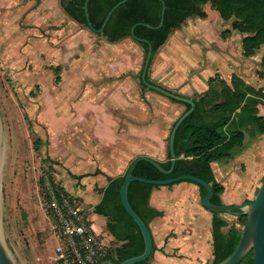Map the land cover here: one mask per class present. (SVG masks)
<instances>
[{
  "label": "rangeland",
  "instance_id": "obj_1",
  "mask_svg": "<svg viewBox=\"0 0 264 264\" xmlns=\"http://www.w3.org/2000/svg\"><path fill=\"white\" fill-rule=\"evenodd\" d=\"M202 9L205 18L191 17L172 34H190L192 30L197 34L208 27L207 31L215 30L212 32L216 34H226L225 29L238 33L231 28L233 18L223 20L210 3H205ZM102 41L89 29L70 20L59 0H0V238L11 264H59L58 242L50 230L45 207L50 180L70 196H80L83 209L92 208L95 202L90 183L83 189L72 177L90 166L82 163L80 169L69 161L78 156V145L84 140L75 132L78 119L72 118L76 111L84 117L86 107H80L79 101L83 98L108 100L116 106V100H120V90L114 91L115 85L101 90L79 87V78L90 73V68L97 73L95 81L105 79L98 75L101 68L95 62L100 57L98 49ZM109 50L112 55L128 52L129 61H137L133 63L132 82L142 94L147 93L137 82L145 59L142 48L126 39ZM177 51H173V65L182 68L177 82L184 85L189 76L184 73L188 57ZM89 58L94 62H87ZM79 60L84 64L73 68ZM157 62L166 64L168 60L162 58ZM70 69L71 76L66 77L59 91V83ZM81 73H84L82 77ZM124 77L119 74L118 79ZM169 90L178 93V90ZM58 93H61L60 99ZM176 105L180 117L184 106ZM103 106L94 109L96 117H111ZM45 119L53 127L50 132L43 122ZM90 131H83L87 144L92 139L89 135L96 137L97 133ZM167 140L168 137L166 143ZM48 158L50 162L46 161ZM218 215L228 224L223 229L226 233L243 229L245 217ZM90 217L97 230H104L103 217L93 213ZM105 233L101 235L108 250L119 245Z\"/></svg>",
  "mask_w": 264,
  "mask_h": 264
},
{
  "label": "crops",
  "instance_id": "obj_2",
  "mask_svg": "<svg viewBox=\"0 0 264 264\" xmlns=\"http://www.w3.org/2000/svg\"><path fill=\"white\" fill-rule=\"evenodd\" d=\"M210 27L214 28L211 25ZM208 28L197 34L194 30L190 31L193 39L189 38V33L170 35L158 51L155 61H152L148 76L153 83L167 89L178 90L177 94L191 98L202 97L209 89L221 93L223 87L235 92L236 82L243 86L247 100L231 117V121L244 135L242 146L233 149L228 158L211 164L214 178L223 188L220 195L221 204L242 205L254 199L264 179V133L258 131V127L251 119L258 117L264 123V75L261 65L264 47L247 56L243 50L245 35L234 33L230 29H225L226 34H216L212 32L215 30L207 31ZM102 40V45L98 49L100 57L95 62L101 68L98 75L105 76V79L95 81L97 73L90 68L87 75L80 74L81 77L84 76L83 79L79 78V87L101 90L115 85L114 91L120 90V100H116L115 106L106 99L100 101L83 98L78 104L80 107H86L84 117L80 115V111H76L77 114L72 117L78 119L76 135L84 140L78 145V156L71 157L69 164L81 167L82 163H85L90 166V169L83 170L84 172L80 170L79 174H72L75 177L84 176L75 179V182L83 189L90 183V192L95 195V202L92 208L88 209L89 217L93 213L90 214V211L101 200V195L95 189L105 188L107 177L121 176L130 163L140 156L149 157L157 162L166 161L168 148L166 138L172 125L179 118L175 103L158 93L156 95L154 91L142 94L138 86L132 82L135 75L133 63L137 61H129L128 52L127 54L120 52L117 55L109 53V49L123 41L108 44L105 39ZM175 49L184 52L186 58L188 57L184 73L187 72L189 76L184 85L177 82L181 79L177 78V74L181 75L183 72L180 70L182 68L173 65V51H177ZM162 58L168 62L166 64L157 62ZM90 59H87V62H94ZM77 64L83 65L84 61L79 60L73 68ZM119 74L126 77L123 80L118 79ZM64 75L59 83V91L62 82L71 76V69ZM60 96L61 93H58V99ZM101 106L111 117H96L94 109ZM43 122L50 132L53 128L50 121L45 119ZM86 129L97 132L96 137L89 135L92 136L89 144L85 140L86 133H83ZM76 198L82 205V198L80 196ZM149 204L161 213L160 217L149 224L155 246L150 264L212 263L213 215L201 206V195L196 185L181 182L166 187L159 186L152 191ZM220 219L225 220L221 217ZM91 221L94 225L93 219ZM94 229L97 233L106 232L105 222L104 230H97L95 225ZM109 238L113 240L110 235Z\"/></svg>",
  "mask_w": 264,
  "mask_h": 264
},
{
  "label": "trees",
  "instance_id": "obj_3",
  "mask_svg": "<svg viewBox=\"0 0 264 264\" xmlns=\"http://www.w3.org/2000/svg\"><path fill=\"white\" fill-rule=\"evenodd\" d=\"M120 1L90 0L88 2V20L93 29L91 32L95 36L100 37L98 31L101 28L104 17ZM161 1L165 5L161 28L148 29L144 26L149 25L153 28L158 26L162 7L158 0H129L112 14L104 27L102 35L105 41L108 44H117L130 39L142 48L145 56L148 51V44H150L152 48L151 66L154 56L167 42L172 32L181 27L191 17L205 18L206 15L202 6L205 3H210L215 7L220 18L223 20L234 19L231 26L233 31L245 35L243 39L245 55H253L261 47H264V0ZM84 2L85 0H59L60 7L70 20L88 29L83 10ZM132 29L136 39L144 40L148 44L136 41L131 35ZM261 65L264 75V55ZM148 73L146 80L149 83L156 84L150 80ZM139 86L141 89L146 90L142 84L139 83ZM234 90L235 92H232L228 87H223L221 93H218L214 89H209L202 97L194 96L192 98L195 105L194 110L181 123L175 134V164L170 175H163L154 166L145 161L138 162L131 174L141 179L156 181L180 176L198 178L211 187L213 194L210 202L214 205H222L220 195L223 192V188L216 182L211 164L228 158L230 152L235 148L241 147L243 143L244 135L237 129L236 124L231 121V117L240 105L247 100L246 92H244L243 86L238 82L234 85ZM168 100L184 106V112L190 108L188 104L176 102L172 99ZM220 100L221 102H219ZM251 119L258 127V131L263 134L264 123L262 119L258 117ZM168 141L169 136L167 147ZM46 161L50 162V159L48 158ZM158 163L164 170H169L170 158L168 148L166 161ZM128 168L121 176L115 178L107 177L105 188L95 189L101 195V200L93 207L92 212L105 219L106 232L112 237L114 242L119 244L114 249L108 250L102 264H119L124 260L141 255L144 250L140 232L132 219L124 211L120 201V187ZM72 177L78 180L84 176L75 177L72 175ZM49 182L52 190L64 191L53 180ZM196 186L200 191L202 199L206 191L201 186ZM158 187L137 182H133L128 186L127 198L129 205L148 229L150 222L161 216V213L153 209L149 204L152 191ZM212 215L213 260L211 264H219L234 252L242 230L234 229L226 233L223 230L228 226L226 220L220 219L216 213H212ZM154 251L155 246L153 244L149 259L138 264H150ZM239 264H253L252 253L247 255Z\"/></svg>",
  "mask_w": 264,
  "mask_h": 264
},
{
  "label": "water",
  "instance_id": "obj_4",
  "mask_svg": "<svg viewBox=\"0 0 264 264\" xmlns=\"http://www.w3.org/2000/svg\"><path fill=\"white\" fill-rule=\"evenodd\" d=\"M89 1L90 0H85L83 10H84V16L86 19V27H88L90 31H93L90 25V22L88 20V14H87V6H88ZM128 1L129 0H121L108 11L106 16L104 17L101 28L98 31L101 38H103V35H102L103 29L106 26L112 14L120 6L124 5ZM158 1L161 3V6H162L159 24L156 28H153L149 25H144L148 29H159L163 25L165 5L161 0H158ZM131 35L136 41L147 43L144 40L136 39L133 34V29L131 30ZM151 59H152V48L150 44H148V51L146 53V56L143 62L142 71L137 79L138 84L139 83L142 84L145 87V89L148 91H154L168 99H172L176 102L188 104L190 108L176 120V122L174 123L171 129V132L169 135V141H168V152H169V158H170L169 170H164L159 165L158 162L146 156L137 157L136 159L132 161L131 165L128 168V171L125 175L123 183L120 187V193H119L120 201H121V205L124 211L132 219L133 223L137 226L140 232V235L143 239L144 250L141 255L124 260L123 262L119 264L142 263L146 261L147 259H149L152 253L153 241H152L151 233L149 229L146 227V225L143 223V221L131 209L129 202H128V198H127L128 186L129 184L133 182L146 184V185H152V186H160V187H166V186L174 185L176 183H181V182H190L195 185L201 186L206 191L205 196L201 199V206L204 209L208 210L211 213L228 214V215H234V216L246 218L245 225L242 229V233H241L236 249L229 257H227L224 261H222L219 264H239L250 253H252V256H253V264H264V179L260 187L258 188V191L252 201H249L242 205L227 206V205L212 204L210 202V199L213 194L211 187L207 183H205L204 181L198 178H195L192 176H180V177H175L171 179L156 181V180L141 179L138 177H134L131 174L135 165L140 161H145V162L150 163L163 175L168 176L172 173L174 164H175L174 138H175L176 131L178 127L181 125V123L193 112L194 107H195L193 99L191 97H184L182 95H178L175 91L169 90L157 84L149 83L146 80V76H147V73L150 67ZM0 150H1V135H0ZM0 264H11L1 238H0Z\"/></svg>",
  "mask_w": 264,
  "mask_h": 264
},
{
  "label": "built area",
  "instance_id": "obj_5",
  "mask_svg": "<svg viewBox=\"0 0 264 264\" xmlns=\"http://www.w3.org/2000/svg\"><path fill=\"white\" fill-rule=\"evenodd\" d=\"M50 230L58 242L59 264H102L108 253L101 233L94 229L89 211L65 191H46Z\"/></svg>",
  "mask_w": 264,
  "mask_h": 264
}]
</instances>
